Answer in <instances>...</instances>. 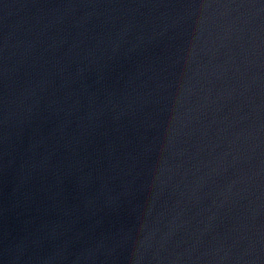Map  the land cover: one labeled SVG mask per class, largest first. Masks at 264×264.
<instances>
[{
  "label": "water",
  "instance_id": "95a60500",
  "mask_svg": "<svg viewBox=\"0 0 264 264\" xmlns=\"http://www.w3.org/2000/svg\"><path fill=\"white\" fill-rule=\"evenodd\" d=\"M0 264H264V0H0Z\"/></svg>",
  "mask_w": 264,
  "mask_h": 264
}]
</instances>
